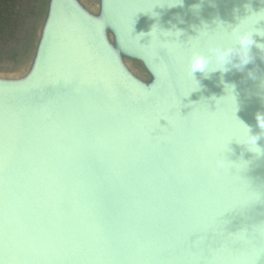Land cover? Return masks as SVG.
Instances as JSON below:
<instances>
[{"label": "water", "instance_id": "1", "mask_svg": "<svg viewBox=\"0 0 264 264\" xmlns=\"http://www.w3.org/2000/svg\"><path fill=\"white\" fill-rule=\"evenodd\" d=\"M198 2L153 9L162 29H183L188 54L202 21L235 24L246 0H206L197 15ZM150 7L46 0L25 72L0 76V264H264V157L235 140L225 153L252 161L239 175L262 194L254 203L229 172L213 174L235 119L260 131L264 61L256 80L252 64L224 74L235 113L219 72L196 73L201 90L183 96L186 54L148 35Z\"/></svg>", "mask_w": 264, "mask_h": 264}, {"label": "clouds", "instance_id": "2", "mask_svg": "<svg viewBox=\"0 0 264 264\" xmlns=\"http://www.w3.org/2000/svg\"><path fill=\"white\" fill-rule=\"evenodd\" d=\"M151 7L141 11L150 14L155 20L151 26V31L148 35L152 36L157 43V34L162 33L167 37H173L174 40L166 43L164 47L168 49L169 55H176L178 52L186 54V63L183 69V80L186 85V94L201 90V81L197 79L196 73H200L203 79H210L214 73H220L219 83L223 86L226 93L220 98L221 102H227L233 113L237 112V97L236 84L226 82L224 74L235 69L238 72H245L246 66L254 65L252 69L247 70V77L252 80L258 79V66L255 64L257 57L264 61V6L254 9L253 0H246L242 5V13L240 7L232 9L235 18V24H229L220 19L217 15L212 19L210 27L207 22H201V25L195 30L197 37L191 39V50L183 49L176 41L184 34L183 29L177 24H171L167 29H162L159 23V14L154 12L156 7H183L184 0H150ZM206 0H199L198 3L191 5L190 10L194 14H199ZM211 6H215L214 0H207ZM261 5H264V0H259ZM178 23H183V20L177 17ZM171 23V22H170ZM206 45V51L199 50L201 44ZM158 45V44H157ZM253 49L256 51L254 52ZM166 70V69H163ZM261 89H264V79L260 81ZM215 99V97H213ZM255 120L260 131L252 134L250 126L242 121L235 119L239 129V136L224 142L220 146V155L215 160L213 174L217 171H227L234 178L243 182L246 192L245 200L249 203H254L261 199L262 194L259 191L253 190L248 183L241 180L240 171L247 168L252 161L241 160L239 163L229 161L225 153L230 151L228 144L235 140L238 144L244 145L247 152L252 153L254 159L259 160L264 157V147L258 144L261 138H264V112L257 111ZM235 169V171H232Z\"/></svg>", "mask_w": 264, "mask_h": 264}, {"label": "rangeland", "instance_id": "3", "mask_svg": "<svg viewBox=\"0 0 264 264\" xmlns=\"http://www.w3.org/2000/svg\"><path fill=\"white\" fill-rule=\"evenodd\" d=\"M46 0H0V76H19L32 49ZM95 4L96 0H86ZM142 72L138 65L133 66Z\"/></svg>", "mask_w": 264, "mask_h": 264}]
</instances>
